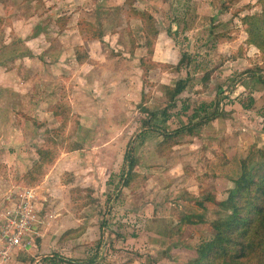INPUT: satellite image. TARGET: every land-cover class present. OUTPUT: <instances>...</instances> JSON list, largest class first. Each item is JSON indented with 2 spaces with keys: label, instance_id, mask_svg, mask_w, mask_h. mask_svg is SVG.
I'll use <instances>...</instances> for the list:
<instances>
[{
  "label": "rangeland",
  "instance_id": "374dc122",
  "mask_svg": "<svg viewBox=\"0 0 264 264\" xmlns=\"http://www.w3.org/2000/svg\"><path fill=\"white\" fill-rule=\"evenodd\" d=\"M261 2L0 0V66L20 69L17 83L0 73V117L9 127L0 141L19 144L0 158V222L6 190L31 186L38 226L33 245L0 264H70L94 256L95 264H187L198 257L200 245L216 235L213 222L230 215L218 202L236 190L245 164L264 161V84L247 75H264V52L250 42L243 19L262 14ZM85 19L83 38L129 30L136 20L133 29L147 33L134 52L138 61L124 54L122 40L113 47L107 37L111 56L97 64L104 70L75 66L63 51ZM61 65L64 72L52 71ZM188 71L189 86L172 107L166 86ZM14 86L26 102L10 103ZM48 89L56 104L45 102ZM219 97L221 114L192 132L167 139L144 128L147 120L168 131L202 121ZM131 143L137 162L125 184ZM194 215L203 223L191 225Z\"/></svg>",
  "mask_w": 264,
  "mask_h": 264
},
{
  "label": "trees",
  "instance_id": "16d2710c",
  "mask_svg": "<svg viewBox=\"0 0 264 264\" xmlns=\"http://www.w3.org/2000/svg\"><path fill=\"white\" fill-rule=\"evenodd\" d=\"M261 3L262 14L248 15L243 19L247 25L246 31L249 34L250 42L264 52V0ZM83 26L81 25V29L85 31ZM186 56V53L182 54L179 65L183 64ZM187 73V77L179 79L175 86H166L168 97L173 103L172 107L176 106L178 96L189 86L192 74L189 71ZM247 75L258 76L264 84V75L260 74V71L252 70ZM220 99L221 97L207 105L206 108L214 106V112L202 121L191 119L188 124L168 131L147 120L143 122L144 128L158 132L167 139H172L183 132H192L194 128L216 119L221 114ZM142 108L147 111V108L144 109L145 106ZM200 108L202 109L203 105ZM156 114L157 112L153 111L152 117H156ZM124 158L125 171L122 178L125 184H129L128 177L137 162L132 143ZM235 183L236 190L230 192L227 199L218 202L230 210L228 219L213 222L216 230L215 237L210 241L203 242L199 247L198 257L190 259L187 264H224V260L227 258L236 264H248L253 261L264 263V161L253 168L245 164L241 176ZM203 217L202 215L189 216L188 221L191 225L203 223ZM103 225H107V222L104 221ZM96 260L97 257L94 256L87 260L67 259V262L70 264H95Z\"/></svg>",
  "mask_w": 264,
  "mask_h": 264
},
{
  "label": "crops",
  "instance_id": "0c3cea01",
  "mask_svg": "<svg viewBox=\"0 0 264 264\" xmlns=\"http://www.w3.org/2000/svg\"><path fill=\"white\" fill-rule=\"evenodd\" d=\"M80 20V19H79ZM89 19H85L81 22L77 21V28L73 29V35H74V40L75 43H73L70 48H68L66 51H63V56L66 58L67 56H71V60L72 63L76 62L75 66H79V68L81 69H86L89 71H95L96 70H104L103 67L98 66V65H103L105 66V60L107 56H111L110 54V49L106 48L104 45L106 44L105 40L107 39V37L110 39L109 40L111 43L113 44V47H116L117 45L120 44L119 40H122V45L121 46H125V53L124 54H131L130 56H133L132 60L137 62L138 60L136 59V57L134 56V52L137 53V50L142 49L143 44H142V34L144 35V38L147 39V33L145 32V30L141 29V26L139 25L138 31L137 32L135 29H133L134 26V22L136 23V20H132L130 21V29H123L120 28L118 29L116 32H111V34H109L108 31L105 32H101V34H99L97 37H92V36H86L85 38H83V34L87 33V28L88 26H90V24L88 23ZM80 25H84L83 28L85 31H80L79 26ZM60 27V26H59ZM130 33V34H129ZM131 35V36H130ZM161 35V32L158 30L157 31V37H159ZM91 44V45H90ZM81 46H83L85 48V53L84 51H80ZM133 47L135 49V51L133 50ZM57 48H61V47H57ZM59 49L56 50L59 51ZM132 50V51H131ZM166 51V49H165ZM87 55V57H85ZM58 56V54H57ZM135 57V58H134ZM178 58V57H177ZM80 59V60H79ZM162 61L167 62L168 59V54L166 55V53H164L163 55L161 54V58ZM174 60V59H173ZM64 62V61H63ZM125 62H128L127 60ZM98 64V65H97ZM18 65H14V64H10L9 66H0V73H5L4 76H8L10 77L14 83L20 82L17 80L18 78V72H19V68L17 67ZM48 66V65H47ZM58 72L60 71H65V67H59V68H54L52 69V71ZM100 72V71H99ZM47 73H44V75L46 76ZM57 75V74H56ZM97 81L100 82V79H98ZM60 84L55 83V87H53L54 90H56L59 87ZM49 88V87H48ZM17 88H13L12 92L14 95H12V100L10 101V103L12 102H18V101H22V102H26L25 98L22 96V92H18L16 93L15 90ZM21 90V89H19ZM25 93V96L27 95V91H23ZM1 95V93H0ZM51 96V90L48 89V92L46 93V97H45V102H48L52 99ZM42 97V98H43ZM40 103H45L42 99L39 100ZM52 102H54V104H56L58 102V98H53ZM16 104V103H14ZM21 105V104H20ZM18 105V106H20ZM25 110V108H24ZM20 109L18 107V109H16L15 107V111L14 112H19ZM52 117L54 118V116L52 115ZM4 119H6L5 117H0V136L3 134V132L5 133L7 130H9L4 122ZM18 120L17 117L13 116V124L14 121ZM27 120V119H26ZM27 125V121L23 122V126ZM6 130V131H4ZM11 134L13 133V131H10ZM8 133V132H7ZM6 133V134H7ZM3 134V135H6ZM0 141V158L1 157H8V151L12 152L13 148H17L18 147V143H16L15 138H13L11 141ZM2 143H6V145L1 147ZM21 147V146H20ZM13 155V154H12ZM17 187V186H15ZM15 187L10 186L7 190H6V194L8 195V193H10L12 190L15 189ZM26 187V186H25ZM9 190V191H8ZM8 192V193H7Z\"/></svg>",
  "mask_w": 264,
  "mask_h": 264
},
{
  "label": "built area",
  "instance_id": "2783aa9c",
  "mask_svg": "<svg viewBox=\"0 0 264 264\" xmlns=\"http://www.w3.org/2000/svg\"><path fill=\"white\" fill-rule=\"evenodd\" d=\"M6 199L0 222V263L19 248L31 247L32 235L38 230L36 194L31 186L12 190Z\"/></svg>",
  "mask_w": 264,
  "mask_h": 264
}]
</instances>
